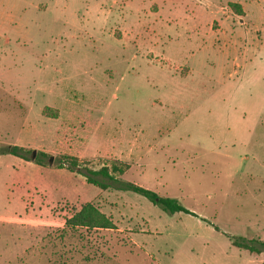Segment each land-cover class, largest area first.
Here are the masks:
<instances>
[{
	"label": "rangeland",
	"instance_id": "rangeland-1",
	"mask_svg": "<svg viewBox=\"0 0 264 264\" xmlns=\"http://www.w3.org/2000/svg\"><path fill=\"white\" fill-rule=\"evenodd\" d=\"M258 117L264 0H0V264H264Z\"/></svg>",
	"mask_w": 264,
	"mask_h": 264
},
{
	"label": "trees",
	"instance_id": "trees-1",
	"mask_svg": "<svg viewBox=\"0 0 264 264\" xmlns=\"http://www.w3.org/2000/svg\"><path fill=\"white\" fill-rule=\"evenodd\" d=\"M232 7H238V5L233 4ZM44 114L51 115L53 118H56L58 116L57 111L51 110L50 108L46 107L43 110ZM17 149V147H14V150ZM121 164V165H120ZM129 165L125 163H119L118 165H114L112 167V171L110 172L108 167H103L99 172H96L95 174H101L104 177H108L111 180H114L119 184V188L121 190L125 191H133L138 194L143 195L148 200L153 202L154 204L160 205L165 211L169 213H176V212H184L186 214H192L190 210L186 209L182 205L179 204V202L176 199L172 198H166V197H160L157 193L145 189L143 187H140L135 184L131 183H119V180L113 176L114 173L123 174L125 170H127ZM88 182L92 183L96 186L105 187L101 183L97 182L93 178H88ZM115 223L113 222L112 218L104 214L98 207H96L92 203H86L83 205L78 211H76L71 217L66 219L65 226L62 229V237L66 236L68 231L72 230H78V229H86V230H97V229H114ZM252 242L259 243L260 245L264 246V241H234V245L243 248L246 250H249L250 252H256L260 253L264 250H261L260 248L251 245Z\"/></svg>",
	"mask_w": 264,
	"mask_h": 264
},
{
	"label": "crops",
	"instance_id": "crops-1",
	"mask_svg": "<svg viewBox=\"0 0 264 264\" xmlns=\"http://www.w3.org/2000/svg\"><path fill=\"white\" fill-rule=\"evenodd\" d=\"M257 121L258 125H262V123H264V119L262 117H258Z\"/></svg>",
	"mask_w": 264,
	"mask_h": 264
},
{
	"label": "water",
	"instance_id": "water-1",
	"mask_svg": "<svg viewBox=\"0 0 264 264\" xmlns=\"http://www.w3.org/2000/svg\"><path fill=\"white\" fill-rule=\"evenodd\" d=\"M33 154H34V156H35V152H34ZM34 156H33V157H34ZM51 161H52V159H51ZM51 161H50V162H51Z\"/></svg>",
	"mask_w": 264,
	"mask_h": 264
}]
</instances>
